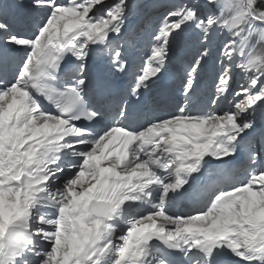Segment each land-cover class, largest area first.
<instances>
[{"label":"snow or ice","instance_id":"6c2138e0","mask_svg":"<svg viewBox=\"0 0 264 264\" xmlns=\"http://www.w3.org/2000/svg\"><path fill=\"white\" fill-rule=\"evenodd\" d=\"M159 7L0 0V264H264V0Z\"/></svg>","mask_w":264,"mask_h":264}]
</instances>
